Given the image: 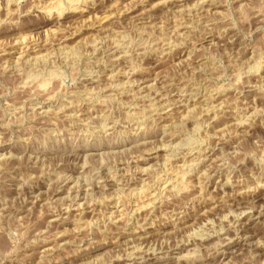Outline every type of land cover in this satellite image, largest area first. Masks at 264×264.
Instances as JSON below:
<instances>
[{
	"label": "rangeland",
	"instance_id": "1",
	"mask_svg": "<svg viewBox=\"0 0 264 264\" xmlns=\"http://www.w3.org/2000/svg\"><path fill=\"white\" fill-rule=\"evenodd\" d=\"M0 264H264V0H0Z\"/></svg>",
	"mask_w": 264,
	"mask_h": 264
},
{
	"label": "bare ground",
	"instance_id": "2",
	"mask_svg": "<svg viewBox=\"0 0 264 264\" xmlns=\"http://www.w3.org/2000/svg\"><path fill=\"white\" fill-rule=\"evenodd\" d=\"M70 1V0H69ZM83 7V6H82ZM114 14V13H113ZM98 17V18H97ZM96 18L97 19H95V24H98V25H100V24H102L105 20H107V19H110V17H111V13L109 12V13H103L101 16H97ZM186 38V37H185ZM21 41V40H20ZM168 48V47H167ZM188 63V62H187ZM96 78V77H95ZM154 90V89H153ZM66 104V103H65ZM176 105V104H175ZM164 107V106H163ZM164 109V108H163ZM166 116L163 118L164 119V121H166L167 123L169 122L170 123V121L171 120H169L170 119V115H168L167 113L165 114ZM178 115V114H177ZM87 121V120H86ZM173 121V120H172ZM167 127V126H166ZM187 131V130H186ZM195 139V138H194ZM195 144V143H194ZM203 154V153H202ZM191 158V157H190ZM203 161V160H202ZM204 170V169H203ZM206 184V183H205ZM77 188V187H76ZM82 197V196H81ZM223 198V197H222ZM229 198V197H228ZM218 202V201H217ZM137 207V206H136ZM247 211V210H246ZM258 213V212H257ZM258 215V214H257ZM250 216H252V215H250ZM254 217V216H253ZM130 233V232H129ZM128 234V233H127ZM66 242V241H65Z\"/></svg>",
	"mask_w": 264,
	"mask_h": 264
}]
</instances>
